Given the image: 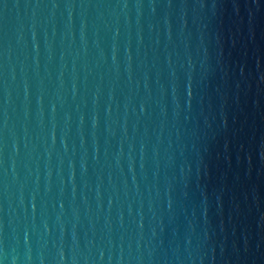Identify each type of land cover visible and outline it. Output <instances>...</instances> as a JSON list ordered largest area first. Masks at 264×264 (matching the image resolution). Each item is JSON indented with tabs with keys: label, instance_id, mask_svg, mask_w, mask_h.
<instances>
[{
	"label": "water",
	"instance_id": "95a60500",
	"mask_svg": "<svg viewBox=\"0 0 264 264\" xmlns=\"http://www.w3.org/2000/svg\"><path fill=\"white\" fill-rule=\"evenodd\" d=\"M0 264H264V0H0Z\"/></svg>",
	"mask_w": 264,
	"mask_h": 264
}]
</instances>
